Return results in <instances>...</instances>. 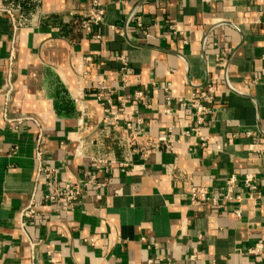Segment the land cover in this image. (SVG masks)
I'll list each match as a JSON object with an SVG mask.
<instances>
[{"label": "crops", "instance_id": "1", "mask_svg": "<svg viewBox=\"0 0 264 264\" xmlns=\"http://www.w3.org/2000/svg\"><path fill=\"white\" fill-rule=\"evenodd\" d=\"M100 1L92 25V0H0V264H264V0ZM207 84L198 128L178 99ZM94 158L114 162L106 186L26 234L40 165L82 181ZM232 174L259 194L240 180L222 208L193 202L191 186L222 198Z\"/></svg>", "mask_w": 264, "mask_h": 264}, {"label": "built area", "instance_id": "2", "mask_svg": "<svg viewBox=\"0 0 264 264\" xmlns=\"http://www.w3.org/2000/svg\"><path fill=\"white\" fill-rule=\"evenodd\" d=\"M93 10L95 16L92 18V25L100 24L105 15V10L100 0H92ZM8 14H11L10 10H7ZM137 24L141 25L140 17L136 18ZM90 28L88 30L90 31ZM175 30V27L172 26ZM175 32H177L175 30ZM15 59V50L12 48L9 56V64H12ZM89 59V58H88ZM122 63L121 73L123 76H127L128 63L124 55L118 57ZM262 75L264 78V69L262 70ZM104 88V87H103ZM216 89L212 84H207L205 90L199 93H194L189 99H178V102L183 107H189L193 110L194 117L198 128L204 126V124L211 117L213 112V103L215 102ZM143 96L142 92H136V97L141 98ZM101 97V96H100ZM109 107L106 109L108 113L112 116V123L118 124L121 119H123L124 127L127 130L138 131L142 126L143 121L137 115H127L124 114L119 109H113V104L111 99H107ZM5 119L10 123L20 125L23 121L31 119L28 116H21L10 118L8 114H4ZM135 125V126H134ZM186 135H190V131L186 132ZM201 146H207V138L205 136H200ZM39 159L41 158V153H38ZM111 162L104 158H94L92 160V169L86 174V178L82 181L66 182L60 183L56 180L53 175L54 169L50 166L41 164L38 168L36 182L33 187V191L27 204L22 208L19 213V222L23 230L26 229L29 222L42 223L47 218L48 215H58L62 212L70 211L73 209L74 205L84 198V191L88 187L103 188L106 186L105 177H107L111 170ZM122 168H126L127 164L120 163ZM104 176V180L101 177ZM242 181L246 187H248L253 193H258V186L255 176L252 174H245L242 179L236 174L230 175L226 178V191L222 198L216 196L210 197L208 190L204 189L202 192H198L196 186H191L192 200L193 202L204 201L212 202L213 206L217 208H222L226 204L234 199V191L239 181ZM40 186L41 189H40ZM44 188V190H42ZM259 194V193H258ZM97 199H101V195H96ZM26 233V230L24 231ZM27 234V233H26ZM31 248H34L36 243L30 241ZM262 247V244H258L256 248L252 250L253 253H257ZM194 258V256H192ZM148 264H152L151 261Z\"/></svg>", "mask_w": 264, "mask_h": 264}]
</instances>
